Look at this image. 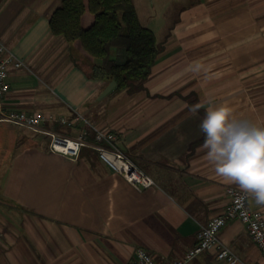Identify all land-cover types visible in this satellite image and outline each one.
I'll return each mask as SVG.
<instances>
[{"label":"crops","instance_id":"crops-1","mask_svg":"<svg viewBox=\"0 0 264 264\" xmlns=\"http://www.w3.org/2000/svg\"><path fill=\"white\" fill-rule=\"evenodd\" d=\"M177 1L173 25L156 23L159 39L150 17L140 20L162 45L149 77L135 91L113 88L100 97L109 82L88 77L78 43L50 31L59 0H0V39L23 63L8 70L4 109L80 113L116 132L120 150L155 181L138 189L100 159L88 161L92 148L72 160L51 152L46 135L44 143L37 136L23 143L26 128L0 120V137L17 140L0 176V202L20 212L14 231L0 215V264H132L140 248L168 263L224 212L226 188L238 186L215 174L199 124L209 107L227 104L237 118L264 125V0ZM197 103L203 107L193 115ZM56 125L74 135L82 123H47ZM248 204L264 218L250 195ZM218 235L236 264H264L240 220H228ZM187 264L228 263L211 249Z\"/></svg>","mask_w":264,"mask_h":264},{"label":"built area","instance_id":"built-area-1","mask_svg":"<svg viewBox=\"0 0 264 264\" xmlns=\"http://www.w3.org/2000/svg\"><path fill=\"white\" fill-rule=\"evenodd\" d=\"M22 61L8 51L0 39V120L22 128L46 135L48 149L51 152L76 160L82 147H89L97 151L99 159L113 171L120 173L136 188H146L155 184L154 179L143 171L128 155L118 147V135L114 131L102 129L90 123L82 114L74 113L72 117H53L41 113L30 114L25 111L4 109L3 97L9 91L10 84L7 74L10 66L21 67ZM82 123L76 134L70 135L59 132L47 123H59L73 127ZM93 134V140L88 138ZM226 193L229 203L224 212L211 217L202 224L196 233V243L181 257L168 263H158L145 249H138L132 264H187L197 254L214 249L216 258L228 264H236L238 257L218 235L222 226L231 219L240 220L246 227L251 240L256 244L264 257V218L261 211L250 208L248 194L236 186H228Z\"/></svg>","mask_w":264,"mask_h":264},{"label":"trees","instance_id":"trees-1","mask_svg":"<svg viewBox=\"0 0 264 264\" xmlns=\"http://www.w3.org/2000/svg\"><path fill=\"white\" fill-rule=\"evenodd\" d=\"M49 27L78 43L86 57L80 68L88 77L114 80L115 89H139L162 49L153 30L141 23L133 0H59ZM55 130L60 132L59 125ZM86 151L88 161L99 159L95 150Z\"/></svg>","mask_w":264,"mask_h":264},{"label":"clouds","instance_id":"clouds-1","mask_svg":"<svg viewBox=\"0 0 264 264\" xmlns=\"http://www.w3.org/2000/svg\"><path fill=\"white\" fill-rule=\"evenodd\" d=\"M202 107L197 103L190 111L195 115ZM199 127L215 174L264 206V125L239 119L233 108L221 104L206 110Z\"/></svg>","mask_w":264,"mask_h":264},{"label":"rangeland","instance_id":"rangeland-1","mask_svg":"<svg viewBox=\"0 0 264 264\" xmlns=\"http://www.w3.org/2000/svg\"><path fill=\"white\" fill-rule=\"evenodd\" d=\"M133 2L138 16L144 24H147L146 22L149 17L154 22V25L152 26L158 39L161 37V34L164 30L159 31L160 27H158L156 23H158L160 20H164L166 22V27H169V25L172 26L174 20L179 14V1L177 0H133ZM184 4H186V0L184 1ZM13 131L15 135H18V129L13 127ZM31 131L32 130L29 131L27 129H23V143H27V141L32 139L34 136H37L41 143L45 142L46 137L43 134H37ZM13 133L12 137L14 136ZM10 136L11 135L0 137V176L6 170L12 156L13 149L17 143V140L15 142V138H11ZM3 141H5L4 144ZM0 215L2 219H5L4 225L7 226V230L14 231V220L20 218V212L10 204L0 202Z\"/></svg>","mask_w":264,"mask_h":264},{"label":"water","instance_id":"water-1","mask_svg":"<svg viewBox=\"0 0 264 264\" xmlns=\"http://www.w3.org/2000/svg\"><path fill=\"white\" fill-rule=\"evenodd\" d=\"M116 86V82L114 80H111L102 90V92L100 93V97L106 95L108 92H110L113 88H115Z\"/></svg>","mask_w":264,"mask_h":264}]
</instances>
